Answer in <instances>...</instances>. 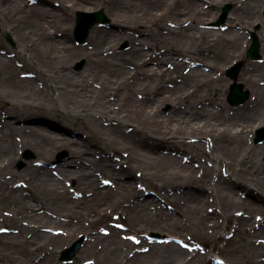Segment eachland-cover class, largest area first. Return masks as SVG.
<instances>
[{"label": "bare ground", "instance_id": "6f19581e", "mask_svg": "<svg viewBox=\"0 0 264 264\" xmlns=\"http://www.w3.org/2000/svg\"><path fill=\"white\" fill-rule=\"evenodd\" d=\"M54 1L59 6L56 12L35 6L29 8L40 13V18L44 17L38 27H34L30 20L27 21L31 22L28 28L27 23L20 24L22 31H15L17 52L24 53L36 65L35 80L24 79L28 76L10 68L12 58L0 56V92L7 89L8 95L13 94L18 98V101L12 98V101L3 104V112L12 119L0 121V195L13 196L15 202L23 204V207L27 204V198L35 203L27 205L30 213L25 218L29 220L26 226L30 229L20 225V234L6 236V245L12 249L14 246L20 250L25 248L29 251H22L31 254L43 249L47 242L59 247L66 243L63 236L73 238L80 231L86 240L85 252L95 256V264H206L205 256L196 251L190 252V247L184 244L139 247L128 241L109 218V209L114 208L121 216L124 215L127 226L135 232L147 228L161 232H188L204 225L210 218L221 221L220 224L225 221L224 227L232 222L241 241L224 250L227 261L223 264H264V162L257 154L258 149L246 145L242 140L243 129L239 128L243 127L235 128L240 123L264 126V83H257L259 78H264V65L249 64L244 69L242 77L246 85L249 84L245 89L253 94L251 108L247 106L250 110L235 111V115L231 116L227 114L223 102L221 104L219 101L218 89L223 78L221 74L217 76L231 58L243 57L245 25L252 28L259 23L264 30V15L261 14L264 0H245L243 3L240 0H203L202 3L193 0L186 1L185 6L177 10L170 6L162 8L160 13L154 12L160 9L156 0ZM21 2L9 0L5 9L9 17L15 19V24L24 22L22 17L15 18L19 8L22 9ZM225 2L234 5L225 31L219 34L207 30L196 31L195 25L213 21ZM134 5L138 7L135 13L128 11ZM77 6L84 7L81 9L83 12H89L90 8L104 9L111 18V25L117 29L95 27L87 44L89 49L87 46L77 48L67 45L63 42L69 39L67 34L62 38H53L56 33L50 30L66 24L71 19V9ZM169 16L174 17L176 24L182 25L183 18L189 20L192 23L190 30H168L160 25V21ZM153 25H156V29H165L169 34L158 38L151 28ZM238 25H243L241 30L232 28ZM143 32H146V37L141 40L133 36ZM260 39L264 42L263 38ZM122 40L129 41L130 47L125 52L117 53L115 49ZM144 45L152 52L145 51ZM5 50V53L9 52ZM258 51L260 53L262 48ZM78 58L85 59L91 66L83 72L74 73L67 62H74ZM195 62L209 70L205 71L199 65L195 67ZM20 66L23 69L34 67L25 60ZM128 66H132L133 70L130 71ZM34 81L41 83V89L33 87ZM169 83L175 84V89H166L165 84ZM165 103L172 105L167 117L159 110ZM31 114L59 126L48 130L18 125L19 121L29 118ZM105 123L111 124L109 128L102 127ZM128 125L127 128L139 136L136 143L125 135L124 129ZM66 127L81 128L91 135L83 139L67 137ZM144 131L157 135L159 142L158 147H147L150 154L146 158L175 166L174 175L160 185L164 200L173 205L175 214L164 211L154 200L142 197L141 188L126 182L130 172L120 166L114 169L108 158L97 161L90 157L104 152V145H111L118 149H135L132 153L140 158L144 151L142 147L149 143L142 133ZM231 132L234 133L232 138L229 137ZM15 134L20 137L18 143L13 138ZM204 134L212 137L215 144L210 159L224 163L229 169V179H221V175L212 174L215 169L203 166L201 175L194 176L193 169L187 163L179 164L176 157L165 156L158 151L161 147L170 148L174 141L172 139L181 138L190 152H200L199 144H191L188 137L197 135L203 138ZM222 135L228 137L226 140L230 141V145L221 146L225 143ZM90 140L96 142L93 144L95 146L86 148V144L91 145ZM16 148H29L48 164L54 162V154L59 149L69 151L71 159L57 167H47L46 163L42 166L28 164L23 173L13 172L12 176L27 178L31 188L28 190L23 185H20L22 188H14L3 179V175L8 172L4 168L17 158L14 153ZM192 160H196L194 155L188 158V162ZM70 165L74 169H69ZM101 176L113 178L116 183L112 181L110 186H99L97 181ZM212 177L215 178L213 182ZM69 181L74 182L84 195H89L79 200L73 199L71 194L77 195L74 192L76 189H70ZM194 185L196 189L188 188ZM115 187L117 190L113 191ZM252 190L257 195H253ZM239 191L252 196L241 199ZM126 199L128 203L125 204ZM81 206L90 208L96 217L95 222L103 221L105 224L98 234L81 224L69 222L71 212ZM214 226L219 227L217 224ZM48 229L53 234L44 232ZM58 229H63L65 234L60 235ZM27 232L31 233L29 238H26ZM26 245L33 246V249ZM95 246L100 249L97 250ZM44 261L45 257L40 264H45Z\"/></svg>", "mask_w": 264, "mask_h": 264}, {"label": "rangeland", "instance_id": "374dc122", "mask_svg": "<svg viewBox=\"0 0 264 264\" xmlns=\"http://www.w3.org/2000/svg\"><path fill=\"white\" fill-rule=\"evenodd\" d=\"M22 2L20 3L21 8H19V11L17 12L18 14L15 15V18H19L22 17L23 18V23H17L15 24V19L13 20L11 17H9L8 12L5 10L7 7V3L9 2V0H0V56L5 55L7 58H12L11 60V69L17 71L19 74L23 73L24 75H27V78L24 79H32L35 80L36 76H37V69H36V65L35 63H33V61H31L29 59V57H27L24 53L20 54L17 52L16 50V42H15V36H16V32H21L22 30L21 25H25L26 23V27L28 28L30 26V23L32 22L33 26H39L41 23H43L44 21V17L40 18V13H35V11H30V7L35 6L38 8H47L49 10H52L54 12H56V10L59 9L58 3L55 2L54 0H21ZM158 3V7L160 9L158 10H154V12L160 13L162 8H166V7H171L173 9H180L183 6H185V2L186 1H193V0H156ZM198 2H203V0H197ZM245 0H240V3H243ZM239 3V4H240ZM229 6V10L224 18V21L220 24H216L222 15L223 9ZM233 3L231 2H225L222 4V6H220V8L217 11L216 17L213 21L208 22L207 24H197L196 26V31L197 30H207L209 32H214V34H219L220 32H224V28L228 26V20L231 19V13L233 10ZM4 7L3 10H5L6 12H2V8ZM84 7H74L71 9V12L69 14V17L71 19L67 20L66 24L60 26L59 28H56V30L51 29L50 31L56 33V35L53 38H62V36H64V34L69 35V39L64 40L63 42L67 43V45H73L75 47H83V46H87L88 41L90 40V35L91 32L93 31V29L96 28H101V29H117L115 27H113V25H111V18H109V15L107 14V12H105L104 9L98 8V9H93L90 8L88 9L89 12H96V11H102L106 21L102 24H97L95 26H93L91 28V30L89 31L87 38L85 40L84 44H80L77 43L74 39L73 36V29H74V25H75V13L76 11H83L81 10ZM208 8V7H207ZM135 9H138V7L136 5H134L133 9H131L130 7L128 8V11L131 10L133 13H135ZM59 13V12H58ZM261 14L264 15V9L261 10ZM31 22H27L30 21ZM37 21V22H36ZM154 24V23H153ZM159 23H156V25ZM191 22L189 20H184L183 18V23L181 24H176V21L174 19V17L169 16V17H165L163 18V20L160 21V25H163L164 27H166V29L168 30H176L178 28H180L181 31H188L190 30L189 28L191 27ZM156 25H153L151 28L153 30V33H156L158 38H162V37H166L169 33H167V31L165 29H161L158 28L156 29ZM241 27H243V25H238L236 27H232L235 29H240ZM26 28V29H27ZM246 29H243V49H245L243 57L242 58H231V60L221 68V71H219V73H217V76H220L223 78V81L221 82V85L219 87V92H218V97H219V101L220 103L226 106L227 108V114L229 116L231 115H235V111H244L246 108H251L250 106V102H252L253 100V94L245 89L246 85V80L243 79L242 74L244 69L250 64V65H264L263 61H264V42L261 41L260 38L264 39V30L261 27V25L259 23H255L253 25L252 28H250L249 26L245 25ZM16 31V32H15ZM146 32H143L142 34H135L133 35L135 37L136 40H141L143 38L146 37ZM255 34L257 39H259V49L262 51L259 53L258 51V59L257 60H253L248 58L247 56V52L248 49L250 47L251 44V39H250V35L251 34ZM214 34H210V35H214ZM9 37V38H8ZM52 38V39H53ZM63 40V39H62ZM247 44V46H246ZM89 49V46H87ZM130 47V43L127 40H122L116 47L115 51L117 53H122L125 52L129 49ZM144 47L145 51H149L150 53L152 52L151 48H148L147 45L142 46ZM8 49L9 52L5 53L4 51ZM148 48V49H147ZM11 51V52H10ZM126 56V55H125ZM4 57V56H3ZM23 57V58H20ZM23 60H25L29 65L33 64V68L32 67H25L24 69L20 66L21 63H23ZM68 64L71 65L70 69L72 70V72L74 73H80L83 72L86 68H88L89 66H91V64L89 65V63L86 62L85 59L83 58H78L77 60H75L74 62H67ZM235 63H241V67H240V71L238 73L237 76V82L239 84H241L244 88V91H248L249 93V99L242 105L238 106V107H231L227 101H226V97L228 95L229 92V85L232 83L231 80L226 76V71L232 67ZM150 64L148 63L147 66H149ZM196 65L201 66V68L205 69V71H208L209 69L206 66H203V64L199 63V62H195L194 66L196 67ZM262 65V66H263ZM130 71L133 70L132 66H128L127 67ZM35 76V78H34ZM264 78H259V80L257 81L258 84H263L264 82ZM178 82V81H176ZM96 85V84H95ZM166 85V89H175L173 83H169V84H165ZM33 87L37 90V89H41V83L39 81H34L33 83ZM249 87V84L248 86ZM7 89H2V91L0 92V121H11L12 117H8L7 114H5L4 111V107L3 104L9 103L10 101H12V98L15 101H18V98L16 95L13 94H7ZM189 91H191L189 89ZM202 92V89L199 91V93ZM110 98L113 100L114 97L110 96ZM138 98V97H137ZM141 99V98H138ZM224 99V100H223ZM248 106V107H247ZM172 108V105L170 103H165L162 104L159 107L160 113L162 115H164L165 117H167L170 114V110ZM248 108V110H250ZM214 111H217L216 109H213ZM31 113V112H30ZM33 113V112H32ZM38 114V113H37ZM29 115V114H27ZM115 121H117L116 119H114ZM59 123V122H58ZM43 124V125H40ZM18 125L20 126H26V127H31V128H36V127H44L48 130H54L52 129L55 126H59L55 123H51V122H47L45 120H42L41 118H39V116H37L36 114H31L29 116V118L23 120V121H19ZM109 125L105 123L102 124L103 128H109ZM113 126V125H112ZM131 126V125H130ZM129 127L126 126V128L124 129L125 131V135L128 136V140H133L134 143H136V141H138L139 136L137 134H135L133 131L129 130ZM133 127V126H131ZM239 127H243V128H239ZM57 128V127H56ZM79 128V127H78ZM235 128H239V129H243L241 132V135L243 136V139L246 143V145L253 147L257 150V154L259 153V157L260 160L262 162H264V140L260 143H255V135L257 133V131L260 129L262 131V135L264 134V126L259 125L258 123L252 124V125H248V124H242L240 123L239 125H237ZM235 128L233 129L235 131ZM67 137H71V138H87L88 135H91L89 131H84V129H69L67 128ZM132 129V128H130ZM63 130V129H61ZM97 130V129H96ZM52 132V131H50ZM145 137L148 139L146 146L142 147V150L144 149V151L142 152L143 155L142 157H137L135 154H133L132 152H134L135 149H131V151L127 148H121L118 149L116 147H111V145H104V152H102L99 155H96V157H94L93 155L90 156L92 159L94 160H99V159H104L107 160V158L109 160H111V164L113 165V168L115 169L116 167H121L122 169L130 172V176L127 177L126 182L129 183L131 182L133 187H139L141 188L142 191H140L143 196L142 197H146V200H154V202L158 203L159 205L162 206V208L164 209V211L168 212V213H173L175 214V208H173V205L170 202H167L164 200V191L160 189V185L162 183V181H166L168 179H170L172 177V175H174V167L172 164H168V163H157L156 161L153 162L150 159H147L146 156L149 155V151H147V147H158L159 146V142H157L156 138L157 135L149 133L147 131L142 132ZM18 134H15L13 136L14 140L18 143L20 137L16 136ZM205 137L203 138H199L196 136H189L188 139L191 140V144H199V150H196V152H190L189 148L185 145H183L182 143V139L181 138H175L172 139L171 141H173L171 143V147L170 148H164L161 147L158 151L160 152V154L162 155H170L172 157H176L177 162L179 164L185 165L187 163V165L189 167H191L193 169V174L194 176H200L203 169L202 166L205 168H208L210 170H214L213 171L214 175L218 174L221 179H229V169L224 166V163H220V162H215L213 160L210 159L211 157V153L212 150L214 149L213 147L215 146L212 137H207V134H204ZM229 135V134H228ZM234 133L231 132L229 137H233ZM222 138L225 140V143L222 144L221 146L226 145L227 143L230 145V141H227L226 135H222ZM201 139V140H199ZM221 139V142L222 140ZM99 141V140H97ZM171 141H168L169 143ZM96 142H93V140H90V144L88 145L86 144V148H89L90 146H95L93 145ZM105 144V143H104ZM222 149V147H220ZM16 154L15 157L16 160L14 162L11 163L10 166H7V168L5 167L4 170L8 171L6 173H4L3 175V179L5 178L8 183H10L11 187L14 188H22L20 187V185L26 186V188L30 189L31 185L29 184V182L27 181V178H22V177H13L12 174L14 173H23V171L25 170L26 166L28 164H39V166L45 165L46 162H44V160H42L41 158H39V156L37 154H35L31 149L29 148H16V151L14 152ZM28 153L30 154V156H27ZM194 155L196 157V160H192L191 162H188V158L191 157L192 155ZM86 156V155H85ZM87 157V156H86ZM71 159L70 155H69V151L65 150V149H59L53 157V163L48 164L46 163L47 167H57V165H65L67 161H69ZM97 160V161H98ZM203 164V165H201ZM87 168H89V165H86ZM69 169H74V166L70 165L68 166ZM9 169V170H8ZM6 174V175H5ZM125 178V177H124ZM23 179V180H22ZM97 179V178H96ZM129 179L131 181H129ZM124 179H122L123 181ZM215 180L214 177H212V181L213 182ZM112 181H114V183H116L115 179H111L108 178L107 176H101L98 179V183L99 186H110L112 185ZM97 183V184H98ZM126 183V184H127ZM70 189L73 190L76 189V191H80V193H77L76 191L75 194L77 195H72V198L75 200H79L82 199L83 196H88L89 193H87V195H84L85 193L81 190H79L78 188L75 187L74 182L69 181L68 182ZM130 184V183H129ZM237 185V182H236ZM239 186V185H238ZM241 186V184H240ZM243 186V185H242ZM101 188V187H100ZM116 188V189H115ZM113 189V191L117 190V187H115ZM188 188L191 189H196V185L194 186H190ZM26 189V190H27ZM28 189V190H29ZM111 189V188H110ZM199 190V189H198ZM239 197L241 199H246V198H251L252 195H247L245 192L241 193L239 191ZM252 194L253 195H257V192L252 190ZM259 195V194H258ZM16 199L13 198V196H8L6 194V196L4 195H0V264H40V262L42 261V259L45 257V264H95L96 258L93 254H91L90 252H85V236L83 232H76L75 236L72 238L70 236H63L66 237V243L61 244L59 247H56L53 244H48V242L45 244L44 248L38 251H35L31 254L27 253V252H23L22 250L25 251H29L27 249H22L20 250L19 248L14 246V249L11 248V246L6 245L7 244V237L10 236L11 234L14 236H18L20 234V229L19 226L21 225V227H25L30 229V227H27L26 225L28 224L29 220L26 217V214H29L30 211L28 209L29 204H35L33 201H31V199L27 198V204L25 205V207H23V204H17L15 202ZM128 203V199L125 200V204ZM169 203V204H168ZM259 203V202H258ZM124 205V204H123ZM27 207V208H26ZM40 207V206H39ZM38 207V209H39ZM215 209L219 212L220 208L214 206ZM102 208V206L100 207ZM104 208V206H103ZM106 209V208H105ZM28 211V212H27ZM109 218L114 222V227L116 229H119L120 231L123 232V234L125 235L126 239L132 243H136L137 245H140L139 247H143L145 245H150V244H156V245H161V244H165V243H172V244H184L185 246H189L190 247V252H199V255L205 256L206 257V264H223L225 261H227V257L225 255L224 250L231 247V245L235 246L237 245L241 239L237 236L238 234L235 232V224L230 222L226 227H224L225 221H223L221 224V221H216L215 219H207L204 225H199L197 227H195L193 229V231H181L178 233H174V232H170V231H156L153 229H143L141 231L135 232L134 230L130 229L124 217V215L121 216V214H119V212L114 209L111 208L109 209ZM42 213V212H40ZM208 213V212H207ZM210 214V213H209ZM177 216V214H176ZM96 219V217L93 216V214L90 211V208H86V207H79V208H74L73 212H71V218L68 219L70 223L77 225V224H81L84 228L87 229H93L95 230L98 234V230H102L104 227V223L103 221H99V222H95L94 220ZM28 220V221H27ZM95 223H94V222ZM15 223V224H14ZM217 224L219 227H215L214 225ZM130 229V230H129ZM142 229V228H141ZM49 231H44L47 234H53V231L51 229H48ZM61 232H58L60 235L63 234V229H58ZM124 231L126 232V234L124 233ZM26 233H24L25 235ZM65 234V233H64ZM63 234V235H64ZM67 235V234H66ZM7 236V237H6ZM31 236L30 232H27L26 234V238H29ZM118 239H120V235H118ZM215 240V238H217ZM82 240L81 246L78 249L77 253L75 255H73L70 260L68 261H64L62 260V253L65 249L70 248L74 243H76L79 240ZM240 239V240H239ZM7 240V241H6ZM18 245V244H17ZM28 246V245H26ZM29 247V246H28ZM29 248L33 249V246H30ZM95 248L97 250H99L100 248L96 247ZM191 254V253H190ZM193 254V253H192Z\"/></svg>", "mask_w": 264, "mask_h": 264}, {"label": "water", "instance_id": "95a60500", "mask_svg": "<svg viewBox=\"0 0 264 264\" xmlns=\"http://www.w3.org/2000/svg\"><path fill=\"white\" fill-rule=\"evenodd\" d=\"M229 10L227 6L223 12L220 20L216 24H220L224 21V18ZM105 22V17L103 16L102 12H95V13H85V12H76V25L74 34L76 39L80 43H84L90 29L97 23ZM252 38V45L248 51V57L252 59H257L259 57L258 50H259V43L258 39L254 34H251ZM241 67V63L236 64L229 70H227V75L230 79L233 80V83L230 85V92L227 96V102L232 106L236 107L244 103L248 97L249 93L247 91H243V86L237 83V76ZM264 133V132H263ZM264 140V134L262 135V131L258 130L256 133L255 142H261ZM81 241L76 243L73 247L66 250L62 254V259L67 260L70 259L74 253L78 250Z\"/></svg>", "mask_w": 264, "mask_h": 264}]
</instances>
